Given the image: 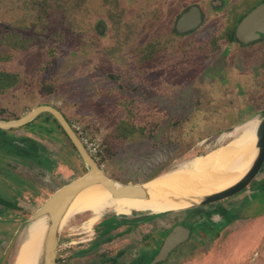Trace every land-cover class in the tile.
Segmentation results:
<instances>
[{
    "label": "rangeland",
    "instance_id": "obj_1",
    "mask_svg": "<svg viewBox=\"0 0 264 264\" xmlns=\"http://www.w3.org/2000/svg\"><path fill=\"white\" fill-rule=\"evenodd\" d=\"M176 2L0 0V70L15 74L12 84L0 87V118L16 119L43 103L57 106L79 133L100 144L102 168L122 184L146 182L227 143L236 136L226 134L231 127L264 108V41L223 42L230 32L213 26L223 18L175 32ZM0 134L16 139L12 155L0 141V171L7 172L3 160H12V200L32 188L27 204L0 207L1 260L34 211L87 168L48 113ZM33 140L40 154L18 157ZM263 177L264 172L236 196L217 202L234 207L219 233L197 228L161 264H264ZM215 204L147 217L146 261L158 253L171 231L161 232L174 221L187 211L208 215ZM113 213L101 218L115 221ZM81 216L62 228L61 245L64 238L66 243L91 236L96 222L87 226L90 213ZM24 236L8 264L15 263ZM74 249L72 244L65 251L73 257Z\"/></svg>",
    "mask_w": 264,
    "mask_h": 264
},
{
    "label": "water",
    "instance_id": "obj_2",
    "mask_svg": "<svg viewBox=\"0 0 264 264\" xmlns=\"http://www.w3.org/2000/svg\"><path fill=\"white\" fill-rule=\"evenodd\" d=\"M199 22L200 16L198 10L197 8H193L180 18L177 27L180 30L195 29ZM237 34L244 42H248L250 40L259 38L261 35H264V3L257 6L244 17L239 25ZM42 113H48L57 120L62 130L65 132L79 156L83 160L87 171L83 175L60 186L34 211V213L16 231L7 250L0 260V264L7 263L8 258L16 247L20 237L23 234L26 235L29 226L40 218H46L48 226L40 246L37 264H57L60 238L63 230L62 221L64 220L67 211L75 197L87 187L96 184H102L112 193V196L114 197H134L142 199L148 198V190L144 186L145 182L122 184L117 180L110 178L104 169L88 152L87 148L81 141L80 136L73 128L65 114L53 104H39L26 114L16 119H0V128L9 129L23 126L34 120ZM252 118L259 119V124L256 129L255 143L257 153L250 168L236 183L221 191L205 195L201 197L199 201H191L192 198L185 196H173L172 199L178 202L191 201L190 205H187V207L181 209L159 212L150 210L139 211L140 213H134L133 211L130 214L121 215L113 213L110 214V217L122 223H127L131 220L145 221L147 217H153L170 212L190 210L217 203L225 199L232 198L245 190V188L250 186L252 182L264 172V108L261 109L257 114H254L253 117H249L229 129L232 131L236 126ZM118 183L120 184L118 185ZM189 235L190 229L188 227L180 225L175 226L165 237L161 248L152 261V264H158L167 260L171 252L177 249L178 245L185 242Z\"/></svg>",
    "mask_w": 264,
    "mask_h": 264
},
{
    "label": "flooded vegetation",
    "instance_id": "obj_3",
    "mask_svg": "<svg viewBox=\"0 0 264 264\" xmlns=\"http://www.w3.org/2000/svg\"><path fill=\"white\" fill-rule=\"evenodd\" d=\"M124 1L128 2L130 0ZM230 2L231 5H228L226 0H208V2L203 6V4H201V2L198 0H177L176 5H179L180 10L178 17L175 19V21H172V30H175V32L181 34H186L201 27L203 24L205 25L206 22H208V19L223 18L225 20L223 23H220L216 20L217 22L215 21L213 24V26L218 29L228 31V35L230 32V35L223 42H236L239 45L249 46L264 41V35H261L259 38L244 42L237 34L239 25L244 17L257 6L264 3V0H231ZM172 5H175V2ZM193 8H197L200 16V22L198 26L195 29L190 30L178 29L177 25L180 18ZM98 28L99 31H102L103 29L101 26H98ZM0 129L8 130L3 128ZM3 133L5 132L3 131ZM0 141L3 142L4 147H7V152L12 155V142L16 141V139L12 138V135L6 136V134H0ZM25 143V145L30 146V150L19 151L18 157L26 158L40 154L37 148L36 140H33L30 143ZM10 155H4L2 157L8 158ZM2 167L6 168L7 172L5 169L0 171V180L4 182L0 185V207L17 209V207H20L22 204H27L26 199L27 196L32 195V188L30 187L21 189V193L17 195L14 200H12V180L11 178H8V176L12 177V160H3ZM9 171L10 175H8ZM263 179L264 177L262 180ZM7 193H10V195H7ZM210 205L211 204L205 205V207ZM213 206V208L211 207V211L207 213L208 215H206V212L187 211V213L181 218L177 219V221H174L167 231H163L161 233L164 234L167 232L166 234H168L177 225L186 226L190 229V235L188 239L191 238L194 230L197 228H206L208 229L209 233L212 231V229H214L215 231L213 233H219V231L216 229L232 220L231 210L234 207H226L219 203H216ZM95 212L96 210L90 213V217L86 222L91 221L90 219L94 216ZM198 215L201 216L198 218ZM213 216H218V219H215L214 221L211 220V217ZM108 218L109 217H100L96 221L94 230L90 237L80 238L73 242L67 241L66 243L64 238V241H61L64 243L62 245L60 244V251H62V253H60L57 258L58 264H152L154 258L146 261L147 258L144 252L145 231L143 229V220H129L130 222H127L126 225H123L124 223L118 220L109 222L107 220ZM79 233L82 232H78L77 234ZM164 238L165 236L163 237V240L160 241L158 250L161 248ZM188 239L186 241H188ZM3 243L4 240L0 239V248H2ZM72 244L75 245L73 257H71L72 254L65 251L67 248H71ZM180 245H178V247ZM8 262L6 264H8Z\"/></svg>",
    "mask_w": 264,
    "mask_h": 264
},
{
    "label": "bare ground",
    "instance_id": "obj_4",
    "mask_svg": "<svg viewBox=\"0 0 264 264\" xmlns=\"http://www.w3.org/2000/svg\"><path fill=\"white\" fill-rule=\"evenodd\" d=\"M258 124V118L245 121L226 133L236 135L227 143L147 180L144 186L148 190V198L114 197L102 184L85 188L71 203L62 228L68 226L74 217L94 210L98 212L87 222L88 226L108 211L121 215L133 211L181 209L190 205L191 201H199L205 195L233 185L245 175L256 156ZM173 196L190 197L192 200L178 202L172 199ZM47 226L46 218H40L29 226L14 264H37Z\"/></svg>",
    "mask_w": 264,
    "mask_h": 264
},
{
    "label": "built area",
    "instance_id": "obj_5",
    "mask_svg": "<svg viewBox=\"0 0 264 264\" xmlns=\"http://www.w3.org/2000/svg\"><path fill=\"white\" fill-rule=\"evenodd\" d=\"M74 128V127H73ZM75 129V128H74ZM76 130V129H75ZM76 132L78 133V135L81 138V141L83 142V144L85 145V147L87 148L88 152L92 155V157L98 162V164L102 167V165L100 164L101 162V153L103 151V149L100 148V144L97 143L96 141L92 140L90 137H88L87 135H84L83 133H79L78 130H76Z\"/></svg>",
    "mask_w": 264,
    "mask_h": 264
},
{
    "label": "trees",
    "instance_id": "obj_6",
    "mask_svg": "<svg viewBox=\"0 0 264 264\" xmlns=\"http://www.w3.org/2000/svg\"><path fill=\"white\" fill-rule=\"evenodd\" d=\"M12 77L15 78V74L5 73L4 71L0 70V87H4L7 85L12 84ZM14 82V81H13ZM53 117V116H52ZM60 126V125H59ZM65 133V132H64ZM66 135V134H65ZM67 136V135H66ZM75 149V147H74ZM76 150V149H75Z\"/></svg>",
    "mask_w": 264,
    "mask_h": 264
}]
</instances>
